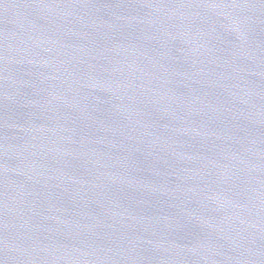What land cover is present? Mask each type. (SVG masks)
Listing matches in <instances>:
<instances>
[{
    "label": "water",
    "instance_id": "1",
    "mask_svg": "<svg viewBox=\"0 0 264 264\" xmlns=\"http://www.w3.org/2000/svg\"><path fill=\"white\" fill-rule=\"evenodd\" d=\"M0 264H264V0H0Z\"/></svg>",
    "mask_w": 264,
    "mask_h": 264
}]
</instances>
